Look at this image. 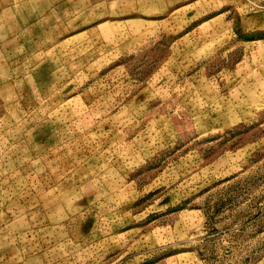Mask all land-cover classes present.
I'll return each mask as SVG.
<instances>
[{
    "label": "rangeland",
    "instance_id": "rangeland-1",
    "mask_svg": "<svg viewBox=\"0 0 264 264\" xmlns=\"http://www.w3.org/2000/svg\"><path fill=\"white\" fill-rule=\"evenodd\" d=\"M0 264H264V0H0Z\"/></svg>",
    "mask_w": 264,
    "mask_h": 264
}]
</instances>
